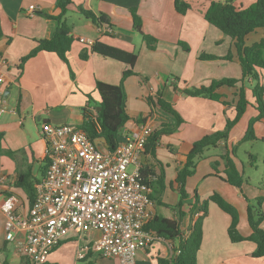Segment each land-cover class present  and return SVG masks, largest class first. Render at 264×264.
<instances>
[{"label":"crops","instance_id":"0c3cea01","mask_svg":"<svg viewBox=\"0 0 264 264\" xmlns=\"http://www.w3.org/2000/svg\"><path fill=\"white\" fill-rule=\"evenodd\" d=\"M55 1L0 0V129L4 132L0 152V177H4L0 184V264H27L14 244L5 239L4 214L1 211L3 199L11 193L15 194L18 197L16 212L27 213L30 203L18 181L19 176L24 174L22 181L34 184L44 174L46 141L41 130L43 123H70L79 127L85 115L93 118L96 102L99 101L96 81L123 83L129 120L120 132L121 140L146 119L152 121L153 129L171 121L168 114L148 102V98L156 100L158 93L182 118L174 133L160 137L154 156L143 153L140 158L141 166L151 172L149 179L153 181L154 190L159 187V181L164 184L160 192H154L153 215L175 220L180 235L184 237L191 232L199 214L198 209L191 210L195 194L200 203L216 192L237 208L238 229L242 235L248 236L251 232L247 213L248 204H251L249 200L264 194L250 182L254 179L260 183L263 175L255 178L245 175L244 166L236 156L237 167L244 178L241 187H236L224 179L225 161L220 154L225 151L226 145L240 140L249 118L257 114L249 88L253 82L249 78L245 79V85L250 103L238 120L241 129L233 133L229 131L227 143L209 147L197 158L194 172L185 182L187 197L181 206H177L179 183L176 176L181 162L176 149L182 142L191 143L223 129L226 118H232L235 113L237 96L234 87H218L215 91L219 94L218 99L183 93L184 88L241 76L237 57L224 58L231 46L229 39L204 19V11L211 0H185L190 4L185 14L175 10L173 0H72L65 15L73 38L66 54L68 62L55 52L38 51L20 68V58L35 47L38 40L51 36L55 21L45 17L43 12L57 14L59 9ZM237 1L234 4L241 2L245 7L255 0ZM31 5L35 6L32 12L29 9ZM79 6L97 14L104 13L109 23L102 28L96 26L78 11ZM131 8H135L140 16L142 30L154 38L151 42L153 49L147 47L141 34L134 29ZM107 27H111V33L105 32ZM254 33L259 38L264 37L262 28ZM79 36L135 52L137 59L130 66L93 53L89 46L76 39ZM81 53H85L86 57H80ZM130 68L133 73L123 78V71ZM260 79L264 84V70H261ZM261 125L260 134H264V123L255 122L257 138ZM95 142L107 149L102 138H96ZM254 156V160L259 158ZM207 209L196 264H264V257L251 255L255 249L252 241L231 242L227 233L228 214L213 201L208 202ZM262 210L264 212V201ZM261 225L264 229V220ZM96 235V232L81 235L70 232L67 240H76L78 250ZM179 239H155L137 252L135 264H158L159 258L170 259L176 253ZM60 244L51 250L44 264H61ZM99 257L89 251L83 259L76 256V260L86 261L87 264H108ZM113 259V264H119L117 259Z\"/></svg>","mask_w":264,"mask_h":264},{"label":"trees","instance_id":"16d2710c","mask_svg":"<svg viewBox=\"0 0 264 264\" xmlns=\"http://www.w3.org/2000/svg\"><path fill=\"white\" fill-rule=\"evenodd\" d=\"M71 2L72 0H56L55 6L59 9L57 14L43 12L45 17L55 21L56 26L49 38L38 40L36 46L20 58V68L23 67V63L29 57L35 55L38 51L55 52L62 60L68 62L66 54L71 47L73 38L70 35V26L66 21L65 15L68 11V5ZM173 4L175 10L180 14H185L190 8V4L185 0H173ZM78 11L98 27L109 23L108 17L104 13L100 12L97 14L83 6H79ZM130 12L134 29L141 34L147 47L153 49L154 47L151 42L154 38L142 30L141 19L136 9L131 8ZM203 16L208 23L221 31L229 39L231 46L224 58L231 59L233 56L237 57L241 76L240 78L212 80L208 85L183 89V93L186 95L206 96L212 99H218L219 94L215 93L216 89L222 85H227L229 87H237L235 94L237 99L234 105V116L232 118H226L223 129L206 134L191 143L182 142L176 149V153L181 162V167L178 169L176 176V181L179 183V202L177 206H181L182 201L187 197L185 182L187 177L194 172L197 158L202 155L205 149L215 147L221 142L227 143L230 129L238 122L245 112L247 105L250 103L246 97V78H249L253 82L249 88L254 98V106L257 114L249 118L244 134L240 140L236 144L226 145L225 151L220 154V157L225 161L224 179L228 183L236 187H241L244 178L236 164V148L242 142L257 139L254 128L255 122L259 121L264 123V84L260 79L261 70H264V37H261L260 40L252 44L246 43V37L249 34L254 33L258 28L264 30V0H255L245 7L234 4L232 0H211ZM89 49L93 53L125 62L130 66H133L137 59L135 52L126 51L98 40L94 41L89 46ZM202 56L200 54L199 57L202 58ZM80 57H86L85 53H81ZM132 73V68L123 71V78ZM237 83H240V85L237 86ZM95 89L98 93L99 101L96 102L93 118L85 115V119L79 127L92 140L102 138L107 149L113 151L121 141L120 132L123 126L129 120V114L126 109V91L122 82L112 84L96 81ZM148 102L150 105L156 106L160 112L168 114L171 117L170 122L159 124L147 137L144 153H149L154 156L155 148L160 137L165 134L174 133L182 123V118L170 102L164 99L160 93H158L156 100L148 98ZM3 136L4 132L0 129V152L2 151L1 143ZM249 155L252 159L255 157L252 154ZM150 173L146 167L141 166V180L148 184L151 190H154V187H152L153 181L149 179ZM23 177L24 174L19 176L18 183L22 185L31 204L35 197V183L22 181ZM158 183L159 187L150 193L151 199L155 196V191L160 192L164 187L162 182L159 181ZM260 183L264 185V177ZM255 199L256 204H248V223L251 228L248 236L242 235L238 229L239 212L237 208L216 192L200 203L197 194H195L191 210L198 209L199 214L188 236L183 237V235H180L178 223L175 220L160 215H153L151 220L145 225L146 229L152 231L155 236L164 239L180 237L175 255L170 259L159 258L158 264H196L197 252L199 251L202 239V222L207 215V204L209 201L215 202L223 212L229 215L230 221L227 227V233L231 242L252 241L255 244V249L251 255L253 257H264V229L261 225L264 220V212L262 210L264 194Z\"/></svg>","mask_w":264,"mask_h":264},{"label":"built area","instance_id":"2783aa9c","mask_svg":"<svg viewBox=\"0 0 264 264\" xmlns=\"http://www.w3.org/2000/svg\"><path fill=\"white\" fill-rule=\"evenodd\" d=\"M34 8L29 7L31 12ZM104 30L112 32L111 27ZM76 39L87 46L94 43L90 38ZM41 130L46 141L45 171L35 183V197L26 214L16 212L15 194L3 199L5 239L27 264H44L70 232H96L77 250V259L92 251L120 264H135L137 252L159 238L145 228L153 217L152 190L140 178V158L153 131L152 121L140 122L113 151L99 147L70 123L45 122ZM3 181L0 177V184Z\"/></svg>","mask_w":264,"mask_h":264},{"label":"rangeland","instance_id":"374dc122","mask_svg":"<svg viewBox=\"0 0 264 264\" xmlns=\"http://www.w3.org/2000/svg\"><path fill=\"white\" fill-rule=\"evenodd\" d=\"M232 1L234 3L238 2L237 0H232ZM236 5H241V2H239ZM258 40H260L259 35L256 33H253L247 37L246 43L252 44L253 42L258 41ZM239 85L240 83H237V86ZM234 88L236 89L237 87H234ZM240 124H241L240 122L235 123V125L230 129V133L239 131L241 129ZM262 127L263 125H261L260 129L257 130L258 131L257 133L259 134L257 139L242 142L236 148L237 149L236 155L240 160V164L244 166L245 175H251L252 178H255L261 175H263L264 177V141L261 138L262 136H264V134H260ZM249 154L256 155L259 158L254 160L250 157ZM252 180L250 183H252V185L255 186L256 188H259L260 191L264 192V185H262L261 183H256L254 179ZM249 201L251 205L257 203L256 199L249 200ZM77 245L78 244L76 240H67V237H65L62 240V243L59 246L61 247V258H60L61 264H74V263L87 264L86 261L76 260ZM99 258L103 260L104 263H108V264L114 263L113 258H107V257H99Z\"/></svg>","mask_w":264,"mask_h":264}]
</instances>
